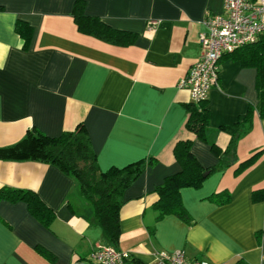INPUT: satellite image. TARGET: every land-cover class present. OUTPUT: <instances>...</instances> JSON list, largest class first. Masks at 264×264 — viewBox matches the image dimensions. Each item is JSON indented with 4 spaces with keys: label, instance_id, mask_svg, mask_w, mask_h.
<instances>
[{
    "label": "crops",
    "instance_id": "crops-1",
    "mask_svg": "<svg viewBox=\"0 0 264 264\" xmlns=\"http://www.w3.org/2000/svg\"><path fill=\"white\" fill-rule=\"evenodd\" d=\"M77 1L0 0V148L31 127L58 135L83 123L102 169L148 157L155 162L124 190L119 236L111 241L82 212L87 203L75 194L71 175L49 163L0 156V187L32 190L55 213L47 227L26 202L0 200V264H98L91 259L96 244L130 252L135 264H156L162 250H183L211 264H264V117L256 108V69L224 54L218 85L206 97L205 140L186 128L191 99L179 87L198 59L205 18L222 13L224 0H81L86 14L136 33L127 46L78 31ZM17 21L32 27L26 49ZM250 106L235 163L217 167L210 141L225 149L231 136L220 127L242 120ZM186 139L204 168L216 166L198 187L181 189L190 223L173 214L158 217L153 192L180 170L173 149ZM222 190L228 202L209 198ZM254 190L261 196L256 200Z\"/></svg>",
    "mask_w": 264,
    "mask_h": 264
},
{
    "label": "trees",
    "instance_id": "trees-1",
    "mask_svg": "<svg viewBox=\"0 0 264 264\" xmlns=\"http://www.w3.org/2000/svg\"><path fill=\"white\" fill-rule=\"evenodd\" d=\"M72 17L78 31L110 44L127 46L132 44L137 36L134 32L111 27L98 16L86 14L84 1L81 0L74 5ZM16 30L23 39V48L26 49L31 39L32 27L24 21H17ZM231 53L240 59L243 65L256 69L255 86L258 95L256 108L259 115L264 117V32L254 42L241 46ZM187 110L189 115L186 128L198 138L205 140L204 132L209 121L206 100L191 102L187 105ZM252 115L253 107L250 106L242 120L220 127L231 136L225 149L210 141L211 150L218 157L217 167L223 168L235 163L238 138L248 130ZM191 144L190 139L179 140L175 144L173 152L180 170L166 176L153 189L158 196L154 203L158 217L173 214L190 223L191 217L182 202L181 189L187 186L198 187L206 178L204 173L216 169V166L204 168L193 155ZM257 154L254 152L240 162L237 169L248 165ZM6 155L20 160L49 163L71 175L76 180L75 194L87 203L82 212L90 220L99 223L111 241H116L119 236V211L124 202V190L136 180L146 166L155 162L153 157H148L123 166L102 169L83 123H78L73 130L62 131L58 135H48L37 127H31L17 143L0 148V156ZM258 192L259 190L253 191L254 200L261 197ZM209 198L217 204H224L229 201L230 195L227 190H222L214 192ZM3 199L26 202L30 213L47 227L55 215L32 190L3 186L0 187V200ZM260 235L261 232L256 233L258 241ZM43 252L46 256L52 257L48 251ZM234 264L246 263L239 259Z\"/></svg>",
    "mask_w": 264,
    "mask_h": 264
},
{
    "label": "built area",
    "instance_id": "built-area-1",
    "mask_svg": "<svg viewBox=\"0 0 264 264\" xmlns=\"http://www.w3.org/2000/svg\"><path fill=\"white\" fill-rule=\"evenodd\" d=\"M205 26L198 59L179 82L194 103L206 100L209 89L218 85L223 55L254 42L264 32V0H224L223 12L208 14ZM91 259L98 264H135L130 252L112 245L96 244ZM156 264L211 263L188 258L183 250H162L156 253Z\"/></svg>",
    "mask_w": 264,
    "mask_h": 264
},
{
    "label": "water",
    "instance_id": "water-1",
    "mask_svg": "<svg viewBox=\"0 0 264 264\" xmlns=\"http://www.w3.org/2000/svg\"><path fill=\"white\" fill-rule=\"evenodd\" d=\"M207 174H208V172H205V173H204V176H206Z\"/></svg>",
    "mask_w": 264,
    "mask_h": 264
}]
</instances>
